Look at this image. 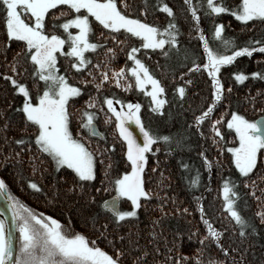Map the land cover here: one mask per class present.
Returning <instances> with one entry per match:
<instances>
[{"label":"snow or ice","instance_id":"6c2138e0","mask_svg":"<svg viewBox=\"0 0 264 264\" xmlns=\"http://www.w3.org/2000/svg\"><path fill=\"white\" fill-rule=\"evenodd\" d=\"M183 3L191 14V27L203 49V62H199L194 51L181 45L176 14L165 0H156L155 5L168 17L163 26L147 21L146 0L136 15L132 14L130 0H0V29L4 33V39L0 41L4 60L0 80L11 88L13 100L7 106L13 113L20 114V131L26 133L19 137L8 136L11 122L4 119L0 125L5 132L3 142L13 143L16 149H9L0 167L12 162L15 166L13 175L17 181L23 179L25 190L42 197L50 205L59 203L74 209L84 226L94 233L89 236L76 230L71 213H63L67 222L62 223L52 215L33 210L16 197L0 177V197L10 214L9 217L0 210V264H124L131 254L124 241L128 237V244L132 245L131 234H109V224L118 227L121 222L136 219L142 203L152 199L153 192L146 187L144 175L148 154L155 156L161 151V144L166 153H171L172 145L182 146L185 139L181 134L173 136L146 127L140 115L141 102L125 100L110 92L115 86L125 93L133 90L142 93L148 98L149 112L163 115L165 105L171 101L166 95L167 86L144 60V57L151 59L153 54L163 56L167 61L175 52L184 61L181 66L187 71L179 72L182 83L172 87L175 99L182 101L188 86L193 84L189 74H206L209 79L210 102L193 115L188 127H195L196 132L205 137L203 129L208 122L210 135L207 138L219 149L220 155L224 151L226 136L235 133L238 144L228 147L227 152L231 154L230 164L239 178L222 177L219 188L222 209L238 226L240 243L248 235L246 229H251L252 234L257 233V228L236 207L240 197L236 185L243 183L247 188L251 181L252 191L248 194L255 196L256 183L250 174L254 170L264 171V115L248 119L231 107L233 86L229 83L225 87L222 67L232 65L237 57H252L256 52L262 54L258 62L264 64V40L249 39L244 46H235L232 40L222 35L224 25L214 23L211 38L221 42L223 51L213 48L200 27V9L206 16L229 13L242 24L259 21L264 25V0H239L235 7L226 6L223 0H203V3L196 0L195 4L193 0H183ZM12 42H18L20 47L9 60ZM120 53L125 60L117 67L115 64ZM94 57H98L95 62ZM61 60L65 61L64 65ZM157 66L160 67L159 61ZM167 67L165 64L164 68ZM72 76L76 78L75 83L70 79ZM230 77L236 84H242L249 77L264 80V71L246 73L233 70ZM28 78H31V86ZM257 95L264 101V92L258 89ZM17 97L19 99L13 107ZM245 99H251L250 107L255 112L264 114V104L256 108L254 97L246 96ZM221 106L222 111L212 119L215 109ZM4 116L5 113L0 111V119ZM99 119H103L105 125H114V135L121 142L125 168L115 174L111 154L116 144L109 143L105 133L98 129ZM130 124L139 130L142 142L138 141ZM94 139L97 143L92 147ZM199 156L203 167L210 171L211 163L205 151L201 150ZM216 159L217 167H222L219 156ZM156 163L158 165L159 161ZM180 167L188 169L189 165L181 163ZM151 170L155 172L156 167ZM160 175L164 176L163 171ZM49 178L50 182L46 184ZM259 179L264 181V176ZM200 180V173L196 171L188 181L189 187H199ZM260 191L264 193V188ZM102 193L107 194V198L98 200L97 196ZM156 198L161 199L159 193ZM171 199L175 203V197ZM193 199L205 228L199 237L202 247L196 249L200 255L182 253L179 239L182 234L177 233L178 238L172 247L165 243L166 251L171 255L165 257L163 264H188L189 260L192 264H205L201 256L206 240L215 244L225 257L229 255V248L221 243L227 229L214 227L211 216L201 203L202 196ZM122 203L128 207L122 209ZM93 205L110 214L103 223H97L100 212L92 211ZM157 207L162 214H167L162 204ZM183 211L188 213L189 210L185 207ZM256 216L264 224V210L257 211ZM197 231H192L189 240ZM232 231L235 232L236 228ZM100 241L106 242V247H101ZM135 247L140 245L136 243ZM154 250L159 254L158 247ZM231 251L236 252L237 248L232 247ZM146 255V250L141 251L131 264H143ZM153 264H161V261L154 260ZM207 264L226 262L213 258ZM231 264L240 262L232 261Z\"/></svg>","mask_w":264,"mask_h":264},{"label":"trees","instance_id":"16d2710c","mask_svg":"<svg viewBox=\"0 0 264 264\" xmlns=\"http://www.w3.org/2000/svg\"><path fill=\"white\" fill-rule=\"evenodd\" d=\"M133 10L132 14H138L140 7H144L145 0H130ZM148 6L147 21L150 23L165 25L168 21V17L165 13L155 8L156 0H146ZM171 6L176 14L177 23L181 29V35L178 37L181 45L188 48L190 51H194L197 54L199 62H203V49L200 47V42L195 36V32L192 29L191 14L187 12V6L184 5L183 0H165ZM196 0H193V4ZM203 3V0H201ZM223 3L228 7H235L239 0H223ZM200 27L209 37L210 46L223 51V45L220 41L211 38V32L213 30L214 23H222L224 25V31L222 35L225 39L232 40L235 46H244L249 39L264 40V25L259 21L249 22L247 25L242 24L232 17L229 13H223L218 16H206L203 13V9H200ZM143 18V17H142ZM191 32V35H190ZM4 39V33L0 29V41ZM111 44V41L109 42ZM20 47L18 42H12V47L8 51V59L10 60L14 51ZM231 50V49H230ZM229 50V51H230ZM183 51V48L181 49ZM262 54L256 52L252 57L240 56L236 58V61L232 65L223 66V82L225 87L229 83L233 86V92L231 94V107L236 111L244 114L248 119H257L262 113L255 112L250 107L251 99L246 100L245 97L255 98V107L260 108L264 101L257 95V90L264 92V80L252 79L249 77L242 84H236L234 78L230 77V72L233 70H240L244 72L251 71H264V64L258 62V58ZM3 54L0 53V71L3 70L4 60ZM98 57H94L93 60ZM125 60L123 53L118 55L115 66H119ZM145 62L149 65L154 74L162 80L167 86V98L171 101L170 104L165 105V112L163 115L150 113L148 110V98L143 96L135 90L131 92H123L120 89L112 86L110 92H114L117 97L125 100H131L133 102L139 101L142 104L140 109L141 118L146 127L151 128L154 132L158 133H171L173 136L181 134L185 137L182 146L172 145L173 151L166 153L163 148V144L160 145L161 151L156 153L155 156L148 154V162L145 171V185L151 188L153 197L146 204L142 203L140 209H138V217L130 221L121 222L118 227H114L109 224V234L119 232L120 234L130 233V238L133 241L132 245L128 244V237L124 241V246L130 249L131 254L124 261V264H131V261L140 254L141 251H147V255L144 257L143 264H153L154 260H160L161 264L166 256L171 255L166 251L165 243L167 247L173 246V241L177 239V233L182 235L179 237L182 241L181 252L192 256L196 253L198 247H202L199 243V237L204 233L205 228L200 221V214L196 210V202L193 197L202 196L201 203L204 205L208 214L211 216L214 227L218 229H227L223 233L221 243L225 247L229 248V255L225 257L223 253L218 249L215 244L205 241L203 245V255L201 259L207 261L209 259L225 260L226 264H231L232 261H238L240 264H264V224L260 223V219L256 216L257 211L264 210V193L260 191L264 188V181L259 179L260 176H264V171L257 172L254 170L250 174L251 179L255 180L256 189L255 196L249 195L252 191L251 181L249 187L245 188L243 183L236 185V190L240 193V197L237 201L236 207L240 211L249 223L253 224L257 228V233L252 234L251 229H246L248 235L243 238V243H240L241 237L239 236V228L235 225V222L227 215L222 209V197L219 194V188L221 186V179L224 178H239L238 172H236L234 166L230 164L231 154L227 152L228 147H234L238 143L235 140V133L232 132L226 136L224 142L223 154H219V149L211 143V140L207 138L210 135L207 128V123L204 125L205 137H201L195 127L189 128L188 124L192 120L195 113L201 110L202 107H206L210 102V81L206 74L192 73L193 84L188 86L186 95L182 99H175L172 92V87L176 83H182L179 79L180 71H187L186 68L181 65L184 63L182 58L177 57L173 52L172 57L167 61L163 56L153 54L151 59L144 57ZM159 61L160 67L157 66ZM61 64L64 65L65 61L61 60ZM167 64V69L164 65ZM190 66V65H189ZM63 70V68L61 69ZM177 79L173 80V72ZM25 73V77H27ZM88 78V77H85ZM188 76H185L187 79ZM29 79V85L31 86V78ZM72 82H76L75 76L70 77ZM90 87V85H89ZM93 91H95L93 89ZM109 91V90H106ZM86 98L85 97H82ZM18 97L13 102L18 101ZM13 100L11 88L5 81L0 80V111L5 113L3 119H0V125L3 124L4 119H8L11 123L7 130V135L12 137H19L26 135L20 131V114L13 113L11 108H8V102ZM182 104V107H181ZM79 106V103L77 104ZM222 111V106L215 109V113L212 119H215L217 115ZM75 128V124L73 125ZM97 127L100 131L104 132L109 143H115V151L111 154L113 164V174L118 170L123 171L125 168V157L121 151V142L116 139L114 135V125L103 123V119L97 121ZM227 132L226 128H222ZM5 132L0 128V164L3 163V156L7 155L9 149H16V146L9 142L5 144L3 137ZM103 144V141H99ZM97 141L94 139L92 147L96 146ZM201 150L205 151L211 163V170H207L203 167L202 158L199 156ZM219 156V163L222 167H217V159ZM157 161L159 164L157 165ZM107 157H105V163H107ZM181 163L189 165L188 169L180 167ZM27 164V161H25ZM156 167V171L151 169ZM14 164L9 162L4 167H0V177L4 178L10 191L18 197L23 203L31 207L37 212H43L48 215H52L55 218L61 220L62 223L67 222V217L63 213H71L73 226L76 230L85 232L89 236L94 233L84 226L83 220L75 214V210L67 206H62L57 203L55 205L48 204L42 197L31 194L30 190H25L23 179L17 181L13 175ZM99 169V163L97 164ZM163 171L164 176L161 177L160 173ZM196 171L200 173V185L197 188H190L188 181L191 175H194ZM70 178V177H69ZM49 178L45 183L50 182ZM162 181V183H157ZM24 185V188H22ZM159 193L161 199L156 198V194ZM166 194V195H165ZM175 197V203L172 201V197ZM107 198V194H100L97 199ZM260 197V199H256ZM167 200V203H164ZM83 203V202H81ZM158 204H162L167 214H162ZM127 204H121V208H127ZM187 207L188 213H185L183 209ZM177 208L180 211H177ZM92 211H99L100 217L97 223H103L105 218L110 214L103 210L97 209L95 205L91 208ZM158 220V223L156 222ZM236 228L233 232L232 229ZM194 229H198L193 239L189 240V235ZM138 233V235H137ZM155 233V235H153ZM151 241V243H149ZM140 245L139 248L135 247V244ZM101 247H106V242L100 241ZM119 246V244L117 245ZM159 248L160 252L157 254L155 248ZM236 247L237 251L232 252L231 248ZM246 249V251H245ZM111 251V248H108ZM175 251V249H174ZM243 254V255H242ZM188 264H192L189 260Z\"/></svg>","mask_w":264,"mask_h":264},{"label":"rangeland","instance_id":"374dc122","mask_svg":"<svg viewBox=\"0 0 264 264\" xmlns=\"http://www.w3.org/2000/svg\"><path fill=\"white\" fill-rule=\"evenodd\" d=\"M117 107H119V106L117 105ZM130 128L133 130L134 135H136L138 137V141L142 142V136H140L139 130L135 128V125L134 124H130Z\"/></svg>","mask_w":264,"mask_h":264},{"label":"water","instance_id":"95a60500","mask_svg":"<svg viewBox=\"0 0 264 264\" xmlns=\"http://www.w3.org/2000/svg\"><path fill=\"white\" fill-rule=\"evenodd\" d=\"M259 118V117H258ZM0 210H3V212L5 213V214H8L7 213V210H6V207H5V204H4V200H3V198L2 197H0ZM9 215V217H10V214H8ZM0 218H2V217H0Z\"/></svg>","mask_w":264,"mask_h":264}]
</instances>
